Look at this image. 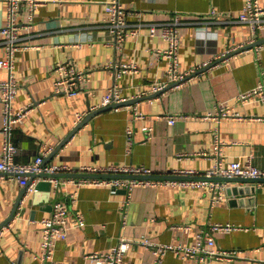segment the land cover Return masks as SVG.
<instances>
[{"label": "crops", "instance_id": "obj_1", "mask_svg": "<svg viewBox=\"0 0 264 264\" xmlns=\"http://www.w3.org/2000/svg\"><path fill=\"white\" fill-rule=\"evenodd\" d=\"M109 1L48 0L36 8L33 21L28 8L20 10L19 42L36 48L15 56L17 92L12 107L29 110L13 133L19 149L16 161L32 162L39 153L51 149L45 163L71 168L63 174H89L80 172L82 167L143 165L158 175L186 171L205 175L216 165L211 153L218 131L222 140L230 143L225 148L227 162L251 155L253 164L264 169V102H236L240 93L264 83V44H248L252 29L238 21L246 0H118L133 14L132 23L162 24L180 13L184 23L180 28L179 69L188 72L202 67L180 87L148 96L142 93L152 84L167 80L168 60L158 53L166 50L168 43L160 36H151L144 26L141 34L129 37L123 47L110 45ZM260 1L264 5V0ZM7 11L6 1L0 0V59L6 58L8 50L1 33ZM260 39H264V30ZM244 44V48L233 51ZM225 54L229 58L217 59ZM59 62H72L89 74L78 95L56 92ZM113 63H134L138 69L118 77L108 68ZM207 64L214 65L203 70ZM9 77L10 71L0 68V83ZM115 84L127 100L116 103H124L122 106L93 114L105 108L100 107L103 97ZM224 103H231L245 119L218 122L205 118ZM111 105L115 104L106 107ZM4 110L0 91V156ZM77 113L84 114L79 124ZM181 114L185 117L169 124L168 115ZM129 129L133 131L131 136ZM45 175L49 177L29 175L34 190L29 191L28 185L15 216L6 229L0 230V264H42L38 259L43 240L40 220L53 215L56 201L67 205L70 219L66 236L56 242V263L86 264V255L106 252L125 240L130 242L128 264H197L196 259L183 258L173 251L157 262L153 252L139 241L145 237L156 243L194 244L198 234L212 224L232 223L237 226L234 230L214 233L217 247L243 250L245 257L213 259L209 264H264L261 181L227 182L225 199L213 203L202 187L142 186L135 188L130 198L126 189L68 181L87 177ZM53 178L61 180L59 186ZM211 178L196 180L215 181ZM23 187L17 176L0 173V225L13 213ZM246 187L251 188L248 193ZM77 213L82 215L84 225L74 222Z\"/></svg>", "mask_w": 264, "mask_h": 264}, {"label": "built area", "instance_id": "obj_2", "mask_svg": "<svg viewBox=\"0 0 264 264\" xmlns=\"http://www.w3.org/2000/svg\"><path fill=\"white\" fill-rule=\"evenodd\" d=\"M7 3V22L1 30V33L6 37V44L8 47L6 58L0 59V68L10 71V77L7 81L0 83L1 101L4 103V122L1 127V132L4 137L3 150L0 156V173L9 175L10 177L17 176L24 186L28 184L30 174H50L68 173L71 168L67 165H52L45 163V157L50 153L51 149H45L43 153L35 156L34 160L29 163H18L16 156L19 152L17 145L13 141V133L16 126L21 123L28 113V108L15 110L12 107V101L17 92L16 79L13 74L15 66V56L21 51H26L36 48L34 45H21L19 31L22 28L19 21V12L23 7L28 8L30 21L35 19L36 8L46 3L48 0H5ZM108 12V29L112 35L110 45L119 49L123 47L124 43L129 37H137L141 34V28L147 26L149 34L153 37L160 36L168 43V48L160 51L159 55L168 60L167 80L165 82L152 84L149 91L143 92V95L157 94L164 92L170 88H177L186 83L195 74H198L202 67L190 70L188 72H181L179 69L180 63V46H181V32L180 28L183 25V19L180 13H175L171 21L162 24H148L132 23L130 21L133 14L130 10L125 8L118 0H111L106 4ZM215 14V11L212 12ZM238 21L247 24L252 29V38L249 40L250 45L259 41L260 33L264 30V5L260 0H246V4L239 15ZM208 28V27H207ZM209 29V28H208ZM207 29V30H208ZM247 44L239 45L233 48V51L244 48ZM262 47V46H261ZM228 54L217 57V59L226 58ZM214 65V64H212ZM211 65V66H212ZM209 67V64L206 65ZM113 70L116 76L120 77L125 73L135 72L138 67L134 63H113L108 66ZM58 79L56 81V92L65 93L70 97H74L80 93V85L82 82L89 79V74L78 69L72 62H59L56 65ZM127 99L122 96L119 85L115 84L109 89L107 95H104L103 102L100 107H106L110 104L124 102ZM254 101L264 102V83H259L249 91L240 93L236 99L237 103H250ZM97 110V109H96ZM137 117L140 114L135 112ZM76 124H79L83 118V113H77ZM185 115H168L166 118L170 125L175 124L178 119H182ZM206 119L214 121L223 120H242L245 119L243 115L235 110L231 103L220 104L214 112L208 113ZM252 120H262V117H251ZM153 129L150 128L149 139H152ZM133 131L128 130V135H132ZM214 151L211 155L216 159L214 169L208 171L205 175H201L195 171H186L184 173L176 172V175H190V176H206L224 177V178H258L264 180V169L255 166L252 162V156L241 157L238 160L227 162L225 159V148L230 144L222 140L220 134L214 135ZM204 155H207L204 153ZM246 158V159H244ZM80 172L89 174H113V175H136L148 176L155 174L154 171L143 165H110L100 168L82 167ZM56 186H59L61 180L53 178ZM69 182H77L79 185H106L113 190L126 189L131 198L132 191L137 187H160V186H191L202 187L208 190L209 196L213 203H219L225 199L226 190L228 188L227 182L208 180H172V179H123V178H85V179H71ZM264 188V182L261 183ZM29 191L34 190V184H29ZM69 209L62 201H56L53 215L48 218L40 220L43 229V240L41 243V251L39 258L42 264H64L54 262V253L56 242L60 237H65L67 233V226L70 221ZM79 225H84V219L80 213L76 214L74 221ZM5 227V228H4ZM3 229L7 227L4 226ZM237 228L232 223H214L210 227L203 229L198 234V241L194 244H164L156 243L148 238H143L139 242L146 248L150 249L156 256L157 262H162L164 256L173 251L181 255L183 258H194L197 264H209L213 259L232 260L235 258H244L245 251L243 250H222L217 247V242L214 237L216 231L229 232ZM3 234V231L0 235ZM130 242L120 240L116 245L111 247L106 252H93L86 255V264H128L126 261V251Z\"/></svg>", "mask_w": 264, "mask_h": 264}, {"label": "water", "instance_id": "obj_3", "mask_svg": "<svg viewBox=\"0 0 264 264\" xmlns=\"http://www.w3.org/2000/svg\"><path fill=\"white\" fill-rule=\"evenodd\" d=\"M264 44V39H260L259 41H257L255 44H253L252 46H258ZM226 58H229V56H227ZM211 66L204 68L203 70H207L209 69ZM160 93H158L157 95H159ZM136 101V100H135ZM130 101L129 103H133L135 102ZM124 103L121 104H115V105H111L109 107H105L102 108L96 112H94L93 114H98L100 112H104L108 109L111 108H116L119 106H122ZM85 122V121H84ZM84 122H82L78 127L75 128V130L71 133L70 137H72L84 124ZM70 137H68L67 139H65L62 144L60 145L63 146L69 139ZM59 147V148H60ZM34 174H30V177H33ZM41 176H45V177H49L48 175L45 174H41ZM52 176V175H51ZM56 177H87V178H123V179H172V180H192V179H208V177L204 176V177H198V176H189V175H158V174H153V175H148V176H136V175H103V174H63V173H58L56 175H54ZM209 180H215V181H224V182H231V181H238V182H244V183H256V182H264V180H260L258 178H243V177H236V178H224V177H212ZM29 185V181L28 184L24 185L23 187V191L15 205V208L13 210V213L11 214V216L0 225V230L7 225V223L13 219V217L15 216L17 209L19 208V205L21 203V200L26 192V188ZM249 190H251V188L246 187L244 189L245 192H249ZM242 192V191H241Z\"/></svg>", "mask_w": 264, "mask_h": 264}]
</instances>
